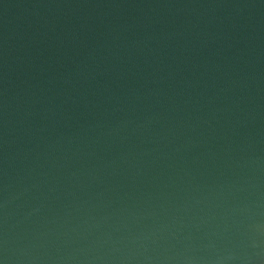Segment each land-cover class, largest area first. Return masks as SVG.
Instances as JSON below:
<instances>
[{"label": "water", "instance_id": "obj_1", "mask_svg": "<svg viewBox=\"0 0 264 264\" xmlns=\"http://www.w3.org/2000/svg\"><path fill=\"white\" fill-rule=\"evenodd\" d=\"M0 264H264V0H0Z\"/></svg>", "mask_w": 264, "mask_h": 264}]
</instances>
